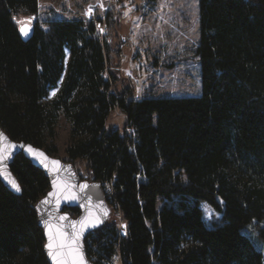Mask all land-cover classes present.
Segmentation results:
<instances>
[{
    "label": "trees",
    "instance_id": "trees-1",
    "mask_svg": "<svg viewBox=\"0 0 264 264\" xmlns=\"http://www.w3.org/2000/svg\"><path fill=\"white\" fill-rule=\"evenodd\" d=\"M198 5L200 94L137 96L116 83L101 18H36L24 39L13 17L36 14L38 0H0V126L54 155L64 117L61 159L84 161L126 222L88 233L95 264L263 263L264 0ZM114 108L122 130L105 127ZM10 168L21 192L0 179V264H50L35 210L48 177L22 153ZM201 201L218 223L206 224Z\"/></svg>",
    "mask_w": 264,
    "mask_h": 264
},
{
    "label": "rangeland",
    "instance_id": "rangeland-1",
    "mask_svg": "<svg viewBox=\"0 0 264 264\" xmlns=\"http://www.w3.org/2000/svg\"><path fill=\"white\" fill-rule=\"evenodd\" d=\"M38 4L36 14L14 15L18 27L22 25L18 21L32 25L36 18H101L98 28L105 26L108 30L107 41L112 48L110 56L113 58L110 68L117 70L116 83L119 88L131 82L125 75V69L132 67L141 77L140 85H133L137 96L200 94V64L194 51L198 40V0H38ZM53 92L55 89L51 90L50 96ZM124 123V114L114 108L105 127L122 130ZM68 130V121L60 117L55 138L59 148L54 154L60 158L65 156ZM74 167L85 178L84 161L76 160ZM200 206L207 225L220 221L221 212L204 201ZM112 209L109 218H116L123 231L126 222ZM114 264H120L119 259H115Z\"/></svg>",
    "mask_w": 264,
    "mask_h": 264
},
{
    "label": "water",
    "instance_id": "water-1",
    "mask_svg": "<svg viewBox=\"0 0 264 264\" xmlns=\"http://www.w3.org/2000/svg\"><path fill=\"white\" fill-rule=\"evenodd\" d=\"M21 27L22 25L18 27L21 37L28 38L32 33V26L27 24L29 29L27 35L20 31ZM29 146L37 152H42L44 156H34L28 151ZM0 148H6V151L0 152V155L7 157L0 160V179L13 193L21 192L20 184L10 168L11 162L18 153H22L48 177L49 189L35 203L38 223L43 229L45 238L43 249L48 262L54 264L45 247L48 243V227L45 221L54 226L53 230L59 228L63 231L70 243L78 236L77 243L83 253L84 261L86 264H95L87 256L85 238L90 231L103 225L109 219L111 212V206L105 197L100 181L83 178L71 162L49 154L42 147L30 142L11 138L1 126ZM51 161H59V164L53 165ZM5 168L9 178L14 179L19 186V191L13 188L9 178H6L3 171ZM83 185H87V187H82ZM49 193H54V195H49ZM45 201L47 202L45 203ZM71 207L77 208L78 212L76 214L70 212L68 208ZM61 217H65V219H60Z\"/></svg>",
    "mask_w": 264,
    "mask_h": 264
},
{
    "label": "snow or ice",
    "instance_id": "snow-or-ice-1",
    "mask_svg": "<svg viewBox=\"0 0 264 264\" xmlns=\"http://www.w3.org/2000/svg\"><path fill=\"white\" fill-rule=\"evenodd\" d=\"M91 11L92 9L89 8V12ZM125 15H127V13H125ZM30 19L31 18H29V20ZM18 23L22 24L20 31L24 35H27L29 30L27 27V22L18 21ZM52 95H55V92H53ZM4 151H6V148H0V152ZM28 151L31 152L34 156H44L42 152H37L30 146L28 148ZM6 158L7 157L5 155H0V160ZM45 159L47 158L45 157ZM51 163L53 165H58L59 161H51ZM3 171L6 178H9V174H7L6 168ZM9 182L11 183L13 188L19 191V186L16 184L14 179L9 178ZM82 187H87V185H83ZM49 195H54V193H49ZM46 202L47 201H45V203ZM60 219H65V217H61ZM45 224L48 227V243L45 247L48 249V255L52 258L54 264H86L83 259V253L80 250L79 244L77 243L78 236L75 237L70 243L66 237V234L63 231H61L59 228L53 230L54 226L50 225L48 221H45Z\"/></svg>",
    "mask_w": 264,
    "mask_h": 264
},
{
    "label": "built area",
    "instance_id": "built-area-1",
    "mask_svg": "<svg viewBox=\"0 0 264 264\" xmlns=\"http://www.w3.org/2000/svg\"><path fill=\"white\" fill-rule=\"evenodd\" d=\"M107 28L105 27V26H102L101 28H100V32H101V34H103V35H107ZM106 38H107V36H106ZM125 75L128 77V79H130L131 80V82H132V84L135 86V87H137V86H139L140 85V83H141V77H140V74H139V72L137 71V70H135L134 68H132V67H128V68H126L125 69ZM91 232V231H90ZM88 235V234H87ZM87 237V236H86ZM86 239V238H85ZM88 242H89V240H88ZM86 243V244H89V243ZM85 244V245H86ZM87 256H88V258L91 260V261H94L93 260V257L92 256H89L88 254H87ZM105 263H107L106 261H104Z\"/></svg>",
    "mask_w": 264,
    "mask_h": 264
}]
</instances>
